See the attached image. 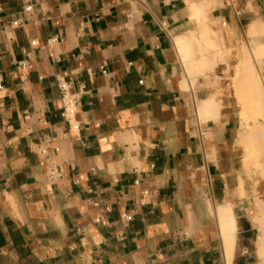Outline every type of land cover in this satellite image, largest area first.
I'll list each match as a JSON object with an SVG mask.
<instances>
[{"label":"crops","instance_id":"0c3cea01","mask_svg":"<svg viewBox=\"0 0 264 264\" xmlns=\"http://www.w3.org/2000/svg\"><path fill=\"white\" fill-rule=\"evenodd\" d=\"M263 46L264 0H0V264H264Z\"/></svg>","mask_w":264,"mask_h":264},{"label":"rangeland","instance_id":"374dc122","mask_svg":"<svg viewBox=\"0 0 264 264\" xmlns=\"http://www.w3.org/2000/svg\"><path fill=\"white\" fill-rule=\"evenodd\" d=\"M262 56L263 63L260 67V71L263 73L262 80L257 77V71L252 69L256 74L252 78L253 81L251 79L247 81V91H244L241 96V101L244 107L247 108L243 114L246 122L264 121V55ZM262 145L264 146V143ZM262 177L264 178V175Z\"/></svg>","mask_w":264,"mask_h":264},{"label":"built area","instance_id":"2783aa9c","mask_svg":"<svg viewBox=\"0 0 264 264\" xmlns=\"http://www.w3.org/2000/svg\"><path fill=\"white\" fill-rule=\"evenodd\" d=\"M32 5H28L26 10L28 12L32 11ZM26 69V64L24 62L19 64V70ZM4 79L3 76L0 74V91L4 90ZM60 92H61V105L64 113V117L66 120L70 121L73 119L76 113V104L78 96L76 93L72 92L69 85L66 82L60 83L59 85ZM62 176V171L60 169H51L50 171V179L55 180ZM129 219V217H127Z\"/></svg>","mask_w":264,"mask_h":264},{"label":"bare ground","instance_id":"6f19581e","mask_svg":"<svg viewBox=\"0 0 264 264\" xmlns=\"http://www.w3.org/2000/svg\"><path fill=\"white\" fill-rule=\"evenodd\" d=\"M254 29V28H253ZM259 51H260V53L262 54V55H264V46L263 47H261L260 49H259ZM253 74H254V72H253ZM258 75V74H257ZM252 80V79H251ZM253 81V80H252ZM248 102H249V100H248ZM250 103V102H249ZM264 219V218H263ZM261 229H262V232H261V234H262V241H261V245H262V249H263V251H261V252H264V224L262 225V227H261Z\"/></svg>","mask_w":264,"mask_h":264}]
</instances>
